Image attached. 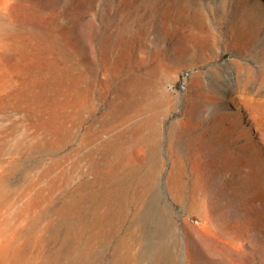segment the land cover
I'll return each instance as SVG.
<instances>
[{"label": "rangeland", "instance_id": "rangeland-1", "mask_svg": "<svg viewBox=\"0 0 264 264\" xmlns=\"http://www.w3.org/2000/svg\"><path fill=\"white\" fill-rule=\"evenodd\" d=\"M0 264H264V0H0Z\"/></svg>", "mask_w": 264, "mask_h": 264}, {"label": "built area", "instance_id": "built-area-1", "mask_svg": "<svg viewBox=\"0 0 264 264\" xmlns=\"http://www.w3.org/2000/svg\"><path fill=\"white\" fill-rule=\"evenodd\" d=\"M189 77V71L183 70L181 71L176 79L175 84H169L168 88L174 93L183 92L187 86V80Z\"/></svg>", "mask_w": 264, "mask_h": 264}]
</instances>
